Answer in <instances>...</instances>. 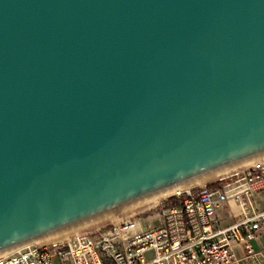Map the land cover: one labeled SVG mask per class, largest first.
Segmentation results:
<instances>
[{
  "label": "water",
  "instance_id": "water-1",
  "mask_svg": "<svg viewBox=\"0 0 264 264\" xmlns=\"http://www.w3.org/2000/svg\"><path fill=\"white\" fill-rule=\"evenodd\" d=\"M264 159V0H0V257Z\"/></svg>",
  "mask_w": 264,
  "mask_h": 264
},
{
  "label": "built area",
  "instance_id": "built-area-1",
  "mask_svg": "<svg viewBox=\"0 0 264 264\" xmlns=\"http://www.w3.org/2000/svg\"><path fill=\"white\" fill-rule=\"evenodd\" d=\"M262 191L264 159L168 196L146 218L27 245L0 257V264H241L234 246L251 253V241L264 238V208L256 200ZM230 201L239 216L223 225L220 211Z\"/></svg>",
  "mask_w": 264,
  "mask_h": 264
},
{
  "label": "crops",
  "instance_id": "crops-1",
  "mask_svg": "<svg viewBox=\"0 0 264 264\" xmlns=\"http://www.w3.org/2000/svg\"><path fill=\"white\" fill-rule=\"evenodd\" d=\"M257 204L264 208V191L260 192L257 197ZM223 225L233 223L239 216V206L236 202L230 201L221 211ZM253 251L250 253L244 245H235L234 253L240 258L241 264H264V238L259 237L251 241Z\"/></svg>",
  "mask_w": 264,
  "mask_h": 264
},
{
  "label": "rangeland",
  "instance_id": "rangeland-1",
  "mask_svg": "<svg viewBox=\"0 0 264 264\" xmlns=\"http://www.w3.org/2000/svg\"><path fill=\"white\" fill-rule=\"evenodd\" d=\"M214 181L215 180H212V181H209L208 183H211V182H214ZM164 200H165V198L161 199L157 204H155L153 206L137 208L135 210H132L130 212H127V213L122 214L120 216H117L115 218L109 219L107 221H104L102 223H99L97 225H94L92 227H89V228L84 229L82 231L73 233V235L74 234H77V233H95V232H97V231H99L101 229H105V228L111 226L115 222H118V221H120L122 219H125V218L133 217V216H140L142 218H146L148 215H151L153 212H155L158 209L160 203L162 201H164ZM34 245H37V244H31V246H34Z\"/></svg>",
  "mask_w": 264,
  "mask_h": 264
},
{
  "label": "bare ground",
  "instance_id": "bare-ground-1",
  "mask_svg": "<svg viewBox=\"0 0 264 264\" xmlns=\"http://www.w3.org/2000/svg\"><path fill=\"white\" fill-rule=\"evenodd\" d=\"M231 172H232V171H231ZM231 172H229V173H231ZM229 173H226V174L221 175V176H219V177H216V178H214V179L208 180V181L203 182V183H201V184L207 183V182L212 181V180H216V179H218V178H220V177L226 176V175L229 174ZM178 193H179V192H178ZM175 194H176V193H175ZM170 196H171V195H170ZM165 198H166V197H165ZM160 200H161V199H160ZM160 200L155 201V202H153V203H150V204H148V205L142 206V207H150V206H153V205L157 204ZM72 235H73V234H72ZM72 235H68V236H65V237L59 238V239H57V240H54V241H51V242L45 243V244L40 245V246H44V245H48V244H52V243H55V242H58V241L64 240V239H66V238H68V237H71ZM31 244H36V243H31ZM31 244H28V245H31ZM26 246H27V245H26Z\"/></svg>",
  "mask_w": 264,
  "mask_h": 264
}]
</instances>
